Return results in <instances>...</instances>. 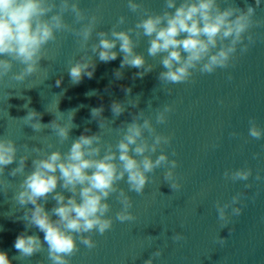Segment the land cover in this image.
<instances>
[{"label":"water","instance_id":"water-1","mask_svg":"<svg viewBox=\"0 0 264 264\" xmlns=\"http://www.w3.org/2000/svg\"><path fill=\"white\" fill-rule=\"evenodd\" d=\"M137 2L150 13L160 14L165 10V0ZM228 2L242 9L246 3L254 6V0ZM218 3L221 8L227 7L226 0H218ZM79 4L89 15L98 17L97 31L109 32L122 15L127 18L126 23L118 30L134 28L142 18V12L134 13L128 9L127 0H79ZM64 18L68 24L76 28L80 26L75 24L71 13H66ZM255 19L264 21V0L256 10ZM249 32L255 43L250 44L244 53L238 47L228 68H218L212 74L193 70L192 78L179 84H164L158 80L159 73L165 69L160 65V56L148 55V37H141L134 51L143 54L146 63L155 68L143 78L134 79L135 73L143 70L125 66L121 70L123 78L116 79L114 70L120 69L123 59L119 43L113 49L119 53L117 59L102 62L90 51L91 45L98 42L94 32L87 48L96 63L94 76L91 79L85 76L74 85L68 69L84 50L80 38L69 31L56 32V39L45 46V58L40 61L37 73L22 82L11 81L8 77L0 80V138L15 141L18 158L29 154L23 175H9L11 169L17 167L18 160L5 168L4 178L13 187L7 195L0 191V251L8 254L11 264H51L46 244L43 251L22 260L16 258L19 253L14 248L16 237L25 232L26 227L24 221L17 219L23 215L24 209L16 204L13 195L24 176L33 171L32 161L51 151L67 152L81 134H100L102 145H115L123 135L122 126L130 123L133 115L141 110L152 117L159 133L172 137L171 144L162 145L152 158L164 151L169 159L177 160L174 172L182 187L179 191L169 187L164 180L166 168L148 174L150 179L142 194L129 192L125 181L118 182V187L124 189L133 202L131 211L136 219L124 223L115 219L122 206L117 200L118 193H113L107 201L111 205L108 216L113 219L112 228L103 235L96 232L84 234L96 242V247L91 250L81 244L77 236L79 251L69 258L70 264H144L158 247L163 249V255L155 259L154 264H264V138L256 140L249 136V120L252 118L264 129V23L254 25ZM131 35L137 39L134 32ZM244 43H248L247 39ZM22 67L14 63L13 72ZM229 74L233 77L231 80ZM58 79H62L59 87L56 86ZM126 87H131L130 94L123 91ZM168 89L172 90L171 94ZM92 90L97 95L87 96L86 93ZM7 92L10 93L8 98ZM137 95L140 96L137 107L128 105L123 114L113 116L110 105L114 100L127 105ZM149 101L151 108H148ZM25 104L42 113L41 123L45 125L56 117L62 123H69L68 111L78 108L73 119L77 127L70 130L69 139L64 142L50 126L35 131L21 120L27 115ZM101 105L104 107L103 117L112 123L102 122L99 127L90 110ZM165 105H171L173 109L167 114V123L156 124V110ZM86 128L90 129L87 133L84 132ZM233 132L237 135L232 136ZM50 144L51 148L48 147ZM33 148H39L41 152L31 151ZM241 168L252 169L247 181L234 182L223 175L225 170ZM56 191L65 197L72 195L59 185ZM238 193L242 194L240 202L233 207H241L242 213L235 216L232 208L227 209L231 223L221 229L216 203H228ZM40 202L48 211L56 204L51 196L46 203ZM52 219L57 217L53 215ZM229 228L234 230L229 233ZM175 233H182L186 239L173 242L171 237ZM27 234L37 235L43 241L44 233L36 227L28 228ZM218 235L227 238L223 246L217 242Z\"/></svg>","mask_w":264,"mask_h":264},{"label":"clouds","instance_id":"clouds-1","mask_svg":"<svg viewBox=\"0 0 264 264\" xmlns=\"http://www.w3.org/2000/svg\"><path fill=\"white\" fill-rule=\"evenodd\" d=\"M227 2V7L221 8L218 0H165L164 11L160 14L150 13L143 9L137 0H127V7L131 12H142L134 28L118 30L126 23V17L120 16L109 32L97 31L98 17L89 15L80 7L79 0H0V80L8 77L11 81L22 82L40 70V61L45 58V46L56 39V32L69 31L80 38L81 49L84 54L71 63L68 73L71 82L79 84L86 76L93 78L96 63L88 54V42L95 32L97 43L91 45L90 51L97 54L102 62L117 59L119 53L114 51L119 43V51L123 53L120 69L114 70L116 79L123 78L121 71L125 66L142 69L135 73L134 79L143 78L155 66L147 64L143 54H137L134 49L141 37H148V55L155 58L160 56L161 71L158 80L164 84H179L188 82L193 76V70L201 74H212L218 68L226 69L234 61L235 53H244L249 45L255 43L249 32L256 24L264 21L256 20V10L262 0H254V6L247 4L240 8ZM174 9V11H170ZM71 13L78 28L65 21V14ZM135 33L136 40L131 33ZM248 33L246 36L245 34ZM182 37V38H181ZM247 39L248 43H244ZM14 63L23 67L13 72ZM11 74V75H10ZM233 77L229 74L228 79ZM62 79L56 81L59 87ZM130 94L131 87L123 88ZM171 89L168 93L171 94ZM10 93H6L7 98ZM87 96L97 95L95 90L86 93ZM29 103H30V98ZM140 96L125 102L113 101L110 105L114 117L127 111V106L137 107ZM28 108V104L24 105ZM79 107H84L80 105ZM151 101L148 108H151ZM171 105L157 109L156 124L167 123V114L172 111ZM78 108L71 109L70 122L62 123L57 117L50 124H42V113L28 108L27 115L21 120L35 131L50 126L61 142L69 139L70 130L77 127L73 123ZM104 107H94L90 110L92 119L110 122L103 117ZM123 135L115 145H102L100 134H81L72 143L67 152L59 150L44 153L32 161L33 171L24 176L19 188L13 195V200L24 209L23 215L17 219L25 222L26 231L21 232L14 241V248L19 253L17 259L30 258L44 250L47 245V257L51 264H70V257L79 248L77 236L81 244L88 249L96 247V242L85 233L96 232L105 234L113 226V219L108 216L111 205L107 202L113 193H118L117 200L121 209L115 219L121 223L136 219L131 209L133 202L124 189L118 187V182L125 181L129 192L142 194L149 182V173L156 169L166 168L164 180L173 191H179L182 185L174 172L178 161L169 159V155L161 151L155 159V154L162 145H170L171 136L159 133L152 122L151 116H146L141 110L134 114L130 123L123 126ZM85 129L84 132H89ZM232 136L237 133L233 132ZM249 136L256 140L264 138V129L260 128L255 118L249 120ZM27 148V146L25 145ZM49 148L52 145H48ZM103 148V155L101 151ZM33 152H41L33 148ZM18 148L14 140L0 138V191L5 195L13 184L4 178L5 168L14 162L17 167L12 168L9 175L16 177L25 173L26 161L29 154L17 157ZM172 155L176 152L173 150ZM259 155V154H257ZM89 170L91 174H89ZM57 172L59 175H57ZM224 177L232 181H247L252 175L251 168H241L235 171L225 170ZM126 177V180H125ZM259 180L260 176L257 175ZM62 181V183H60ZM70 192L65 197L57 192V187ZM250 187V185H245ZM240 193L233 196L228 203H216L218 219L222 222L221 229L228 227L231 220L227 209L232 208V214L239 216L241 207H233L241 199ZM49 196L56 201L55 206L48 211L45 203ZM31 208H26L27 205ZM17 211L19 209H16ZM13 215V213H11ZM9 215V216H11ZM57 217L53 220L52 216ZM36 227L44 233L43 241L37 235H28L27 229ZM234 229L229 228L231 233ZM173 242L185 240L182 233H175L171 237ZM217 242L223 246L227 238L217 236ZM163 255V249L156 248L144 264H154V260ZM0 264H11L8 254L0 251Z\"/></svg>","mask_w":264,"mask_h":264}]
</instances>
